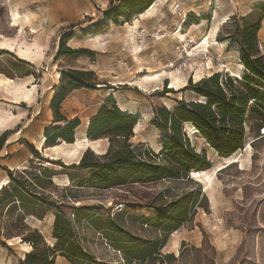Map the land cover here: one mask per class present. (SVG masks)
<instances>
[{
  "label": "rangeland",
  "instance_id": "obj_1",
  "mask_svg": "<svg viewBox=\"0 0 264 264\" xmlns=\"http://www.w3.org/2000/svg\"><path fill=\"white\" fill-rule=\"evenodd\" d=\"M258 2L264 0H155L150 5L151 12L143 18L134 13L130 21L119 19L114 24L106 21L103 13L115 8L118 0H0V74L13 81L9 88H0V137H6L0 146V183L9 181L8 169L12 178L25 181L30 190L35 188L33 177L47 186L43 174L47 167L60 174L53 179L56 196L65 195L66 189L71 188L61 175L60 165L77 164V158L45 151L47 148L38 150L44 129L63 125H52L49 110L52 87L58 82V64L53 59L61 35L72 33L74 37L67 45L87 50L88 57L80 58L77 64L95 72L101 83L99 88L73 91L61 105V114L68 121L77 119L80 123L74 134L78 157L86 149L97 154L105 152V140L87 142L82 136L87 122L109 95L122 111L139 116L131 143H142L157 153L161 133L150 122L155 108L170 111L180 100H198L188 84L196 83V76L202 79L211 74H243L240 48L228 39V33L235 28L228 19L244 16ZM11 13L18 16L17 27L11 26ZM96 24L102 27H95ZM257 40L264 56V18ZM248 105L254 106L251 102ZM260 127L259 122L247 118L245 144L254 142L251 149L244 145L235 159L224 163L194 128L183 126L190 147L197 153L205 152L213 176L208 183L198 182L192 173L186 183L164 182L151 190L150 196L168 189L165 201L173 203L174 217H178L180 206L179 200L175 201L181 193L187 194L180 215L191 221L166 239L160 227L144 224L131 212L114 217L127 201L133 206L137 194L144 191L142 187L134 186L130 192L124 186L99 192L82 190V201L75 206H93L113 222L109 226L98 224L94 229L83 219L75 220L72 210H66L67 216L75 220L73 235L80 240L83 259L77 263L160 264L157 251L177 258L183 242L199 247L204 232L215 249V264H264V135L256 137L257 131L262 134ZM61 143L64 142L57 145ZM61 148L70 151L75 146ZM198 188L206 201L196 207L194 193ZM35 192L43 197L40 201L23 194V201H17L11 213L6 214L3 207L0 223L22 218L19 224L38 229L51 247L53 215L48 211V191ZM123 196L126 198L121 201ZM113 201L117 204L113 205ZM138 213L147 218L155 215L151 208H140ZM100 227L108 228L97 230ZM243 230L251 232L244 235ZM243 240L251 244V250L236 255ZM18 241H5L7 248L0 245V264H19L30 250L28 244ZM142 256V262L136 259ZM240 258L247 261L241 262ZM191 259L192 256L186 257L187 264H191ZM55 264L71 263L57 255ZM173 264H178L177 260Z\"/></svg>",
  "mask_w": 264,
  "mask_h": 264
},
{
  "label": "trees",
  "instance_id": "obj_2",
  "mask_svg": "<svg viewBox=\"0 0 264 264\" xmlns=\"http://www.w3.org/2000/svg\"><path fill=\"white\" fill-rule=\"evenodd\" d=\"M154 1L118 0L115 8L103 13L104 19L114 24H117L119 19L128 22L134 13H143ZM263 18L264 3L258 2L244 16L228 19L229 23L233 21L235 27L232 33H228V39L230 43L239 46V59L245 69L241 76L211 74L194 84L188 82L189 89L199 98L198 100L189 102L180 100L177 102V107L170 111L164 107L154 109L150 122L161 133L160 150L157 153L142 143H131L139 116L122 111L114 98L109 95L96 114L90 118L85 131L87 141L105 140L107 148L102 154L86 149L77 164L60 165L61 175L65 176L68 186L71 187L66 189L65 195L54 194L57 188L53 179L60 174L47 167L43 169L47 186H42L41 181L33 177L35 188L32 187V190L25 185V181H16L12 178V173L5 169L9 181L0 188V214L3 207H6V214L11 213L15 203L23 201V194L33 201H40L43 197L35 191H48V211L53 215L54 243L50 247L38 229L19 224L23 221L19 218L13 223H0L1 247L7 248L5 241L19 240L20 244H28L30 250L19 260V264H55L57 255L71 264H78L77 261L82 260L83 255L80 250V240L73 235L72 222L83 219L94 229L98 224L109 226L113 222L99 211H95L93 206H75V203L82 201L83 196L80 194L82 190L94 189L99 192L124 186L125 191L130 192L135 188L134 186L142 187L144 191L142 195L137 194L133 206L130 207L127 201L114 217L131 212L132 215L141 218L144 224L154 223L156 227H160L165 239L186 221L190 222L191 219L180 215L186 193H181L179 199L175 201L179 200L180 206L178 217H174L175 211L171 210L173 203L165 201L169 194L168 189L155 192V196L154 194L150 196V192L164 182L186 183L190 174L204 172L211 167L204 151L197 153L190 147L186 132L182 131L183 126L190 125L194 128L217 156L225 159L237 153L244 145L251 149V144L254 142L245 144L244 123L247 118L260 123L259 129L262 134L257 131L256 137L261 138V135H264V56L259 52L257 40ZM95 27H102V24H96ZM73 37L72 33L60 36L53 59V62L58 64L60 76L57 84L52 87L49 110L52 115V125H63L44 129L43 148L55 147L58 141L66 144L74 143L75 130L80 123L77 119L68 121L61 114V105L73 91L95 89L101 84L95 72L84 70L77 64L80 58L88 57V52L85 49L70 48L67 43ZM249 102L254 104L252 108L249 107ZM5 139V134L0 137V146L4 144ZM32 153L38 155L35 151ZM194 197L196 207H199L202 201H206L200 188L196 190ZM121 198L123 201L126 196ZM112 204L117 203L113 201ZM140 208L153 209L154 217L147 218L141 213L136 214ZM203 208L207 210L206 207ZM67 209L73 211L75 220L67 216ZM37 219L41 220V217ZM107 228L100 227L97 230L104 231ZM246 232L250 233L251 230H243L244 235ZM202 235L203 239L199 247L188 246L183 242L177 258L171 253L164 254L157 251L158 261L160 264H173L177 260L178 264H187L186 257L192 256L191 264H215V249L204 232ZM163 245L164 243L161 247ZM250 250L251 244L243 240L236 255L242 252L248 253ZM136 259L142 262L145 256ZM240 259L241 262L247 261V258Z\"/></svg>",
  "mask_w": 264,
  "mask_h": 264
},
{
  "label": "bare ground",
  "instance_id": "obj_3",
  "mask_svg": "<svg viewBox=\"0 0 264 264\" xmlns=\"http://www.w3.org/2000/svg\"><path fill=\"white\" fill-rule=\"evenodd\" d=\"M152 9V6H150L148 9H146L143 13H141V14H139L138 15V18H143L145 15H147V14H149V11ZM151 12V11H150ZM10 20H11V22H12V24H11V26H13V27H17V19H18V16H17V14H15V13H11L10 14ZM204 44H206V43H204ZM59 76H60V73L59 72H57V74H56V80L58 81V78H59ZM195 79L197 80V81H199L200 80V78H199V76H196L195 77ZM13 84V81L11 80V79H8V78H5L3 75H1L0 74V88H9L11 85L10 84ZM174 87V86H173ZM172 87V88H173ZM28 99H29V97H27ZM84 140L85 141H87V139L86 138H84ZM45 141V138L42 136L41 137V139L39 140V145H38V150H41L42 151V144H43V142ZM77 143H78V141L77 142H75V143H73V144H66V143H61V145H57V146H55V147H52V148H48V149H45V150H51V153L53 152V153H61L62 155H66V156H71V157H76L77 158V162L79 161V158L80 157H78V154H77ZM61 146H75V148L73 149V150H70V151H65V150H63L62 148H61ZM247 148H250V147H247ZM215 153V152H214ZM216 154V153H215ZM238 153H235L234 155H232L231 157H229V158H223V159H221V160H223L224 161V163H227V162H231L232 161V159H235L236 158V155H237ZM52 157V156H51ZM233 162H235V161H233ZM224 163H222V165H224ZM213 171V170H212ZM211 172L209 171V170H207V171H204V172H200V173H197V174H193V176L195 177V179H196V181H205L206 183H208V182H210L211 181V178H212V176H213V174H210ZM5 183H6V181L5 182H3V183H0V188L2 187V186H4L5 185ZM8 242H10V241H8ZM18 242H20V241H18Z\"/></svg>",
  "mask_w": 264,
  "mask_h": 264
},
{
  "label": "crops",
  "instance_id": "obj_4",
  "mask_svg": "<svg viewBox=\"0 0 264 264\" xmlns=\"http://www.w3.org/2000/svg\"><path fill=\"white\" fill-rule=\"evenodd\" d=\"M87 124H88V122H87ZM82 137H83V139L86 138V137H85V133H83V136H82ZM77 141H78V140H75V142H77ZM75 142H74V143H75ZM87 142H88V141H87ZM45 151H50V152H51L50 149H49V150H45Z\"/></svg>",
  "mask_w": 264,
  "mask_h": 264
},
{
  "label": "water",
  "instance_id": "obj_5",
  "mask_svg": "<svg viewBox=\"0 0 264 264\" xmlns=\"http://www.w3.org/2000/svg\"><path fill=\"white\" fill-rule=\"evenodd\" d=\"M96 88H99V86H96ZM60 141H58L57 143H59Z\"/></svg>",
  "mask_w": 264,
  "mask_h": 264
}]
</instances>
